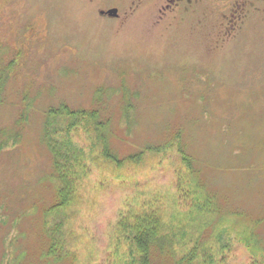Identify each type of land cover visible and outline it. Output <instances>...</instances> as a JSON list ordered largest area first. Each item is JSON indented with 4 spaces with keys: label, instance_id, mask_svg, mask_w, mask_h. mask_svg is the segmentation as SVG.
<instances>
[{
    "label": "rangeland",
    "instance_id": "374dc122",
    "mask_svg": "<svg viewBox=\"0 0 264 264\" xmlns=\"http://www.w3.org/2000/svg\"><path fill=\"white\" fill-rule=\"evenodd\" d=\"M111 4L128 15L0 0V264H142L132 225L152 213L175 249L154 264L194 247L195 264H264V10L214 28L213 49L205 28ZM64 105L98 117L50 114Z\"/></svg>",
    "mask_w": 264,
    "mask_h": 264
},
{
    "label": "flooded vegetation",
    "instance_id": "af4514ba",
    "mask_svg": "<svg viewBox=\"0 0 264 264\" xmlns=\"http://www.w3.org/2000/svg\"><path fill=\"white\" fill-rule=\"evenodd\" d=\"M105 3L106 8H100L99 13L102 16L112 19H121L128 13H121L117 4L107 5L111 0H101ZM123 1V0H121ZM139 5L146 3L153 11V19L155 25L168 23L172 25L170 20L178 22L180 26L188 25L196 34L199 27L205 28L206 36L212 40L215 36L216 43L213 47H218V33L229 35L246 21V18L256 10H264L262 2L264 0H137ZM143 1L142 4H140ZM132 9L134 8L131 6ZM117 9V14L111 15L110 10ZM128 15V14H127ZM217 16L218 18H215ZM219 16L221 18L219 19ZM214 28L216 32L214 33ZM204 30V29H203ZM199 42L198 40H194Z\"/></svg>",
    "mask_w": 264,
    "mask_h": 264
},
{
    "label": "trees",
    "instance_id": "16d2710c",
    "mask_svg": "<svg viewBox=\"0 0 264 264\" xmlns=\"http://www.w3.org/2000/svg\"><path fill=\"white\" fill-rule=\"evenodd\" d=\"M68 113L70 115L83 117V116H91L98 117V110L94 111H84L78 110L74 111L69 109L68 106H60L58 108H53L50 111V114H58V113ZM100 123V122H99ZM54 151L55 149L52 148ZM181 153L183 156V160L188 164L192 169L194 168L193 160L191 156L188 154L185 146L181 147ZM56 166L60 169V163L58 159L56 160ZM62 178V175H60ZM60 202L54 207V209L62 208L67 206L71 200V193L68 187H63L59 189ZM209 208V207H208ZM219 208V207H218ZM53 209V210H54ZM221 208H219L220 210ZM209 210H211L209 208ZM221 211V210H220ZM263 223L262 219L253 221V229H251L252 235L255 238H258L257 233L259 232L257 228L261 226ZM132 234H133V245L136 247L137 252L141 256L142 264H154V257L159 254V252H165L173 256L175 253L174 244L172 238L168 237L169 235H165L162 231V221L156 214H145L139 215L136 217L135 222L132 225ZM257 236V237H256ZM256 240L255 248H260ZM53 248V247H52ZM198 248L194 247L188 254H186L182 259H175V264H195V258L197 257Z\"/></svg>",
    "mask_w": 264,
    "mask_h": 264
},
{
    "label": "water",
    "instance_id": "95a60500",
    "mask_svg": "<svg viewBox=\"0 0 264 264\" xmlns=\"http://www.w3.org/2000/svg\"><path fill=\"white\" fill-rule=\"evenodd\" d=\"M117 11H118L117 9H112L109 12L111 15H115V14H117Z\"/></svg>",
    "mask_w": 264,
    "mask_h": 264
}]
</instances>
